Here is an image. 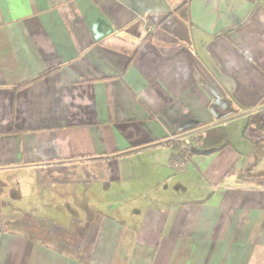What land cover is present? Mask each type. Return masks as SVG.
<instances>
[{
  "label": "crops",
  "instance_id": "crops-1",
  "mask_svg": "<svg viewBox=\"0 0 264 264\" xmlns=\"http://www.w3.org/2000/svg\"><path fill=\"white\" fill-rule=\"evenodd\" d=\"M185 1L0 0V264H264V0Z\"/></svg>",
  "mask_w": 264,
  "mask_h": 264
},
{
  "label": "rangeland",
  "instance_id": "rangeland-1",
  "mask_svg": "<svg viewBox=\"0 0 264 264\" xmlns=\"http://www.w3.org/2000/svg\"><path fill=\"white\" fill-rule=\"evenodd\" d=\"M235 130V129H234ZM236 136H234V142H238L240 139L239 128L235 130ZM180 142V141H179ZM181 143V142H180ZM23 230L35 235L39 240L49 243L54 246H58L68 252H77V245L81 240V230L85 229L82 223L75 222L68 227L55 226V224L50 223L39 217L27 215L24 217ZM77 254V253H76Z\"/></svg>",
  "mask_w": 264,
  "mask_h": 264
},
{
  "label": "trees",
  "instance_id": "trees-1",
  "mask_svg": "<svg viewBox=\"0 0 264 264\" xmlns=\"http://www.w3.org/2000/svg\"><path fill=\"white\" fill-rule=\"evenodd\" d=\"M190 3H191V0H186L182 5H180L177 9H175L174 11H172L171 13H168L167 15H172V14H177L179 15V17H181L183 20L187 21L188 23L191 22V18H190ZM117 39V40H120L119 37H112V38H109V39H106V40H103L101 41V44L103 45H106L108 43V40L110 39ZM140 48V45L138 47H136L134 49V53L131 55L130 59H129V62H128V65H130V63L132 62V59L134 57V55L138 52ZM53 70H49V71H46L44 73H42L41 75H39L38 77H35L31 80H28V81H24L22 83H20L19 86H26L28 84H30L31 82H34L36 81L37 79L39 78H43L45 77L46 75L50 74L51 72H53ZM247 125H254L256 126L257 128L261 129V130H264V109L263 110H260L254 114H251L249 117H248V120H247ZM224 134L225 132L220 129V128H217V129H210L207 131L206 133V136L202 138V140H204L205 144L207 145H212L214 143H218L220 140H222L224 138ZM214 135H218V142H215V141H212V136ZM168 142H173L171 143L174 147H178V142H174L173 140H170ZM257 147L260 145V143H256ZM146 148V147H144ZM143 149V148H142ZM142 149H137V150H132V151H127V152H124V153H121L120 155H125V154H132L136 151H139V150H142ZM180 149L185 153L186 152V149L185 148H182V146H180ZM261 151V150H259ZM261 153H263V151H261ZM96 159V158H94ZM251 182H260L259 181H255L254 179H249ZM92 228V224L89 223V225H87V231H90Z\"/></svg>",
  "mask_w": 264,
  "mask_h": 264
},
{
  "label": "built area",
  "instance_id": "built-area-1",
  "mask_svg": "<svg viewBox=\"0 0 264 264\" xmlns=\"http://www.w3.org/2000/svg\"><path fill=\"white\" fill-rule=\"evenodd\" d=\"M145 23V27H147V22L144 21ZM204 137V135L201 133V131H191L188 134H185L183 136H178L176 137L174 140L175 141H180L182 143H184L185 145H191L193 142H199L202 140V138Z\"/></svg>",
  "mask_w": 264,
  "mask_h": 264
}]
</instances>
